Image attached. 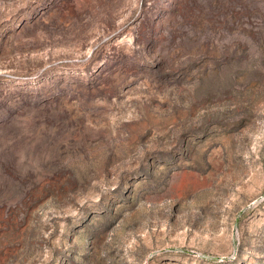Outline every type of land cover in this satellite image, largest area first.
<instances>
[{
    "label": "rangeland",
    "instance_id": "374dc122",
    "mask_svg": "<svg viewBox=\"0 0 264 264\" xmlns=\"http://www.w3.org/2000/svg\"><path fill=\"white\" fill-rule=\"evenodd\" d=\"M0 264H264V0H0Z\"/></svg>",
    "mask_w": 264,
    "mask_h": 264
}]
</instances>
